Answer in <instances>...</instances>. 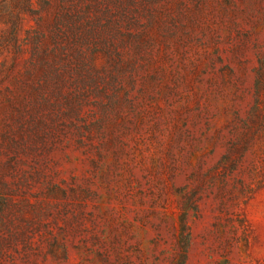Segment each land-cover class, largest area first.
<instances>
[{
	"label": "rangeland",
	"instance_id": "rangeland-1",
	"mask_svg": "<svg viewBox=\"0 0 264 264\" xmlns=\"http://www.w3.org/2000/svg\"><path fill=\"white\" fill-rule=\"evenodd\" d=\"M0 264H264V0H0Z\"/></svg>",
	"mask_w": 264,
	"mask_h": 264
}]
</instances>
